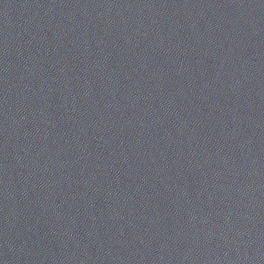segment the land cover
I'll return each mask as SVG.
<instances>
[{
	"label": "water",
	"instance_id": "95a60500",
	"mask_svg": "<svg viewBox=\"0 0 264 264\" xmlns=\"http://www.w3.org/2000/svg\"><path fill=\"white\" fill-rule=\"evenodd\" d=\"M0 264H264V0H0Z\"/></svg>",
	"mask_w": 264,
	"mask_h": 264
}]
</instances>
